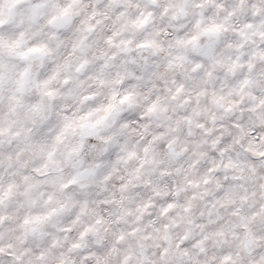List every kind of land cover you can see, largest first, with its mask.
Returning <instances> with one entry per match:
<instances>
[{
	"label": "clouds",
	"instance_id": "9594fccd",
	"mask_svg": "<svg viewBox=\"0 0 264 264\" xmlns=\"http://www.w3.org/2000/svg\"><path fill=\"white\" fill-rule=\"evenodd\" d=\"M0 264H264V0H0Z\"/></svg>",
	"mask_w": 264,
	"mask_h": 264
}]
</instances>
